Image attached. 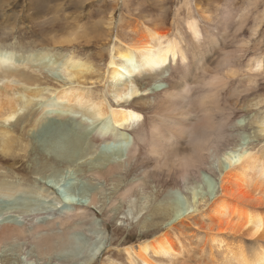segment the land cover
I'll list each match as a JSON object with an SVG mask.
<instances>
[{"label":"bare ground","instance_id":"bare-ground-1","mask_svg":"<svg viewBox=\"0 0 264 264\" xmlns=\"http://www.w3.org/2000/svg\"><path fill=\"white\" fill-rule=\"evenodd\" d=\"M259 1L250 0V8L254 9ZM183 6L187 9V18L181 19L182 24H179L175 10L173 27L169 29L149 27L141 21H135L134 26L128 23L124 38L116 34L113 40H108L103 69L71 54L61 57L59 67L64 79L53 78L55 86L14 68L16 63L26 62V59L0 46V154L9 155L13 144L17 143V138L8 130L9 125L15 126L34 115V109L42 100H53L65 109L62 115L68 120L80 119L79 113H84L93 121L109 123L108 129L87 132L91 137L87 143L89 149L99 150L119 140L130 143L124 160L121 157L115 164L113 159H105L100 168L88 172L95 178H114L121 171V164L130 163L138 152V144L128 132L143 120V115L133 108L134 103L140 101L154 110L148 131L137 134L138 143H144L154 161L153 166L144 168V175L164 174L182 183L183 190L192 195V206L181 210L175 204H159L160 208L155 209V216H161L158 215L161 218L158 231L119 249L126 257V264H264V145L257 151L250 150L237 138L229 147L228 138L234 137L233 130H241L246 123L241 118L233 121L231 112L227 111L229 108L223 109L220 105L227 90L226 104L234 98L239 100L244 91L255 90L257 79L264 78V55L254 53L246 64L237 65L236 61L248 45L241 42L233 55L223 52L217 69L209 71L206 57L219 47L216 28L209 24L211 21L205 11L200 12L191 0H184ZM254 19L252 36L264 20V11ZM105 24L111 30L112 19L107 18ZM65 33L63 39L54 44L73 45L78 40L90 39L85 32ZM44 51L43 48L31 52L27 61L36 63L46 56ZM168 64L173 65L178 76L176 83L166 87L159 76L162 77L161 71ZM94 74L99 75L100 87L96 90L87 86V82L92 84ZM155 74L157 77H153ZM144 75L152 77L146 87H140L135 79ZM146 95L152 99L144 100ZM262 105L264 98L251 106L260 108ZM81 121L78 123L83 125ZM39 122L42 121L36 118L33 126H38ZM252 125L255 138L264 142V111ZM223 145L228 147L222 148ZM203 172L214 176L215 183L202 195L196 191L197 185L191 183H203ZM129 192L131 189L124 197ZM96 199L93 195L86 205L71 206L70 215L82 217L89 207L95 206ZM190 233H194L193 240L187 241ZM21 235V231H16L3 236L6 241ZM47 241L49 239L44 237L35 240L41 255L50 253L56 244L65 243V239L59 237ZM102 251L107 252L108 248L101 244L85 248V263L91 264L94 256ZM108 263L115 264L109 258Z\"/></svg>","mask_w":264,"mask_h":264},{"label":"rangeland","instance_id":"rangeland-1","mask_svg":"<svg viewBox=\"0 0 264 264\" xmlns=\"http://www.w3.org/2000/svg\"><path fill=\"white\" fill-rule=\"evenodd\" d=\"M183 1L0 0V46L16 51L18 56L22 55L19 57L26 59V62L16 63L14 68L55 86L54 79H64L59 67L61 57L71 54L103 69L110 38L113 40L116 34L124 38L128 32L126 26L128 23L134 26L135 21L145 22L149 27L172 28L175 10L178 11L176 21L182 24L181 19L188 15ZM191 2L200 12L205 11L211 21L209 24L216 28L214 33L219 47L206 57L209 71L217 69L223 52L233 55L241 42H248V45L236 61L237 65L246 64L254 53L264 55V20L259 23L255 35L251 33L256 22L254 18L264 11V0H260L254 9L250 8V0ZM107 18L112 19L111 30L106 28ZM69 31L77 35L85 32L90 39L78 40L73 45L54 44ZM43 48L46 56L36 63L27 61V55ZM94 75L92 84L87 82L92 90L100 87L99 75ZM161 75L159 81L166 87L176 83L178 76L172 64L163 68ZM150 77L136 78V84L146 87ZM237 86L243 89L238 83ZM228 92L222 96L221 108H229L227 111L231 112L233 121L241 118L246 123L241 130H233L234 137L228 138V146L240 138L247 145L245 148L257 151L264 142L255 138L252 121L264 111V106L254 108L251 105L264 98V78L257 79L255 90L244 91L239 100L234 98L226 104ZM144 98L148 101L152 96ZM43 107L46 109L41 110ZM59 107L53 100H42L34 109V115L8 127L17 143L13 144L12 154H0V264H86L84 249L100 244L108 251L97 253L91 264H106L108 258L115 264H126V257L119 249L134 245L158 231L161 216H155V211L159 206L175 204L186 210L192 206V195L183 190L182 183L164 174H156L157 177L144 175V168L153 166L154 161L144 143H138L137 134L146 133L152 123L154 110L150 106H143L140 101L134 103L133 108L143 115V120L128 133L134 137L139 149L130 163L121 164L122 169L114 178H95L88 172L100 168L105 159L111 158L117 162L115 164L121 157L124 160L130 143L119 140L99 150L89 149L87 143L92 131L108 129L109 123L93 121L84 113H79L80 119L68 120L62 115L65 109ZM36 118L42 121L39 122L41 125L33 126ZM224 145L222 148L228 147ZM202 182L191 185H197L196 191L203 195L207 187L215 183V178L203 172ZM128 189L131 192L124 197ZM93 195L97 196L95 206L89 207L82 217L70 215L71 206L86 205ZM16 231L22 232L20 238L5 241L4 234L11 235ZM190 234L187 241L193 240L194 233ZM38 237L49 241L59 237L65 239V243L56 244L50 253L41 255L35 243Z\"/></svg>","mask_w":264,"mask_h":264}]
</instances>
